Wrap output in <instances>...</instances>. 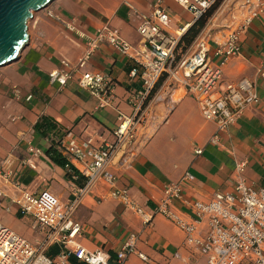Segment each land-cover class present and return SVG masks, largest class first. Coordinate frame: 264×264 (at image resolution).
Segmentation results:
<instances>
[{
    "label": "crops",
    "instance_id": "obj_1",
    "mask_svg": "<svg viewBox=\"0 0 264 264\" xmlns=\"http://www.w3.org/2000/svg\"><path fill=\"white\" fill-rule=\"evenodd\" d=\"M156 1L169 14L170 20L163 27L169 35L180 38L195 22L173 0H51L32 12L25 46L13 61L0 65V173L10 172V178L28 192L48 190L60 204L75 198L84 177L78 178L82 183L72 181L67 176L68 168L51 162L46 150L53 139H65L67 132L94 146L111 143L117 117L119 113L131 114L130 99L141 82L129 79L128 59L104 42L65 86L51 83L48 73L58 68L62 59L77 62L85 52L86 38L93 37L104 24L117 28L126 41L137 44L139 18L126 3L148 14ZM259 1L262 11L240 35L239 54L221 66L216 87L222 90L227 83L247 78L254 85L258 101L249 104L236 122L219 134L220 143L214 145L209 140L215 125L201 118L193 97L174 82L160 80L159 88L147 99L135 141L115 152L107 165L115 178L113 184L99 177L81 195L73 214L82 228L76 237L78 244L89 251H100L115 264L116 253L125 240L136 234L135 249L145 259L130 253L123 264H208L207 255L186 245L184 232L172 222L154 215L151 224L144 225L133 210L110 196L111 190H127L133 202L149 210L163 196L167 184L180 181L181 191L173 200V210L189 220L185 201H208L215 192L232 191L240 181L264 189V75L259 71L264 56V0ZM216 3L200 30L208 33L213 62L214 47L254 6L246 0ZM49 13L71 21L75 30L66 29ZM84 70L101 72L113 82L111 106L99 107L98 100L77 85L76 78ZM15 89L19 95H15ZM42 116L56 124L53 135L42 136L34 129ZM30 148L39 152L33 153ZM198 148L201 154L194 153ZM67 159L72 170H77L78 163ZM9 180L0 178V221L36 245L45 232L12 202L20 191ZM204 231L202 228L201 233ZM61 247L53 243L45 253L56 258Z\"/></svg>",
    "mask_w": 264,
    "mask_h": 264
},
{
    "label": "built area",
    "instance_id": "obj_2",
    "mask_svg": "<svg viewBox=\"0 0 264 264\" xmlns=\"http://www.w3.org/2000/svg\"><path fill=\"white\" fill-rule=\"evenodd\" d=\"M173 1L187 10L193 21L205 15L217 2ZM250 1L246 0V3ZM250 4L254 6L248 9L240 22L230 28L224 41L214 47L212 55L215 62L211 58L208 33L203 30L185 50L177 48L179 38L169 35L163 29L170 20L169 14L162 3L156 1L148 14L140 13L126 3L131 13L139 18L137 31L140 39L137 44L126 41L117 28L104 24L93 37L86 38L85 52L77 62L62 59L60 66L48 73L51 83L65 86L74 73L84 67L91 53L104 42L128 59L130 69L127 75L130 80H140L141 86L131 96V114L119 113L111 143L94 146L89 140H79L72 132H67L65 139L60 141L62 154L78 163L77 170L67 169L71 180L84 177V183L76 189L73 200L60 204L48 190L28 192L20 187L18 181L10 178V172L0 173L1 179H11V185L20 191L12 202L23 214L30 215L40 230L45 232L43 239L33 245L0 223V264H111L107 255L100 251H89L76 242L82 228L74 220L73 214L81 195L90 190L99 177L113 184L115 178L107 165L115 152L127 148L135 141L137 129L144 120L147 99L160 80L174 82L193 97L201 118L215 125V132L209 140L214 145L220 143L219 134L234 124L249 104L258 101L254 85L247 78L227 83L222 90L216 89L222 74L221 66L239 54L240 35L262 11L259 0ZM49 15L66 29L75 30L71 21ZM259 71L264 75V56ZM76 83L98 100L99 107L112 105L114 84L106 75L84 70L76 78ZM14 93L19 95L16 89ZM30 151L39 152L34 148H30ZM201 152V148L194 150L195 154ZM180 185V181L167 184L163 196L149 210L133 202L125 189L111 190L110 196L133 210L144 225L151 224L154 215L165 217L184 232L186 245L194 246L207 255L208 264H264L263 188H252L240 181L232 191L215 192L208 201H185L191 214L190 219L186 220L173 210L172 203L179 198ZM202 228L205 229L203 233ZM136 238V234L129 235L116 253L115 264H123L130 253L145 259L135 249ZM53 243L62 245L56 258L45 253ZM71 256L77 263L70 261Z\"/></svg>",
    "mask_w": 264,
    "mask_h": 264
},
{
    "label": "water",
    "instance_id": "obj_3",
    "mask_svg": "<svg viewBox=\"0 0 264 264\" xmlns=\"http://www.w3.org/2000/svg\"><path fill=\"white\" fill-rule=\"evenodd\" d=\"M51 0H0V65L13 61L27 42L32 12Z\"/></svg>",
    "mask_w": 264,
    "mask_h": 264
},
{
    "label": "trees",
    "instance_id": "obj_4",
    "mask_svg": "<svg viewBox=\"0 0 264 264\" xmlns=\"http://www.w3.org/2000/svg\"><path fill=\"white\" fill-rule=\"evenodd\" d=\"M217 4V3H216ZM214 4L205 15L200 17L198 20H196L194 23H192L187 30L180 36L177 42V48H181L182 50H185L195 39L199 31L202 29L204 26L206 20L208 17L211 15L213 12L215 5ZM160 82L157 84L155 88L159 86ZM56 124L50 120L46 116H42L34 125V129L38 131L42 136H51L54 134L56 131ZM46 156L49 158V160L57 165H60L64 168H70L73 169L66 156H64L60 150V140L58 139H53L51 142V145L48 147L46 150ZM68 177H70V174H67ZM82 180V177H80ZM81 180H78L77 182H81ZM70 261L73 263H77L76 259L74 257H70ZM78 264H83V263H78Z\"/></svg>",
    "mask_w": 264,
    "mask_h": 264
},
{
    "label": "rangeland",
    "instance_id": "obj_5",
    "mask_svg": "<svg viewBox=\"0 0 264 264\" xmlns=\"http://www.w3.org/2000/svg\"><path fill=\"white\" fill-rule=\"evenodd\" d=\"M159 88V87H158ZM158 88H156L154 91H156ZM153 94V93H152ZM0 223H1V221H0ZM2 225H4L3 223H1ZM5 226V225H4ZM7 227V226H6ZM10 229V228H9Z\"/></svg>",
    "mask_w": 264,
    "mask_h": 264
}]
</instances>
